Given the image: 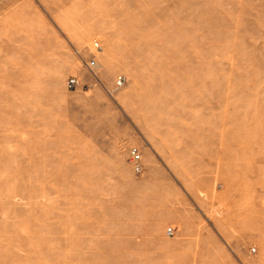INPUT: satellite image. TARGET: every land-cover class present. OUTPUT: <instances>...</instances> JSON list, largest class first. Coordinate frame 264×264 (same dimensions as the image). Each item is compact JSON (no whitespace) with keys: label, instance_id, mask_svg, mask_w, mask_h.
Returning <instances> with one entry per match:
<instances>
[{"label":"rangeland","instance_id":"374dc122","mask_svg":"<svg viewBox=\"0 0 264 264\" xmlns=\"http://www.w3.org/2000/svg\"><path fill=\"white\" fill-rule=\"evenodd\" d=\"M263 215L264 0H0V264H264Z\"/></svg>","mask_w":264,"mask_h":264},{"label":"built area","instance_id":"2783aa9c","mask_svg":"<svg viewBox=\"0 0 264 264\" xmlns=\"http://www.w3.org/2000/svg\"><path fill=\"white\" fill-rule=\"evenodd\" d=\"M91 58L89 59L88 62L85 63L87 68L89 70H93L96 68V55L101 52V46L97 41H94L91 44ZM125 83V78L122 76H119L115 80V88L120 89ZM79 85V81L75 77H70L66 81V89L69 91L75 90ZM130 163L133 165V170L136 174H139L141 172V166H140V153L137 149L133 148L131 149L130 153ZM173 234L172 229H167V235L171 236Z\"/></svg>","mask_w":264,"mask_h":264},{"label":"bare ground","instance_id":"6f19581e","mask_svg":"<svg viewBox=\"0 0 264 264\" xmlns=\"http://www.w3.org/2000/svg\"><path fill=\"white\" fill-rule=\"evenodd\" d=\"M263 217H264V215H263Z\"/></svg>","mask_w":264,"mask_h":264}]
</instances>
